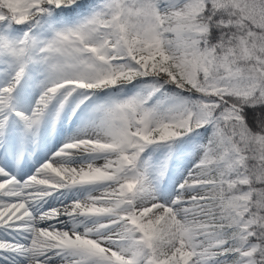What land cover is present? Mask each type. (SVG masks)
<instances>
[{"label":"snow or ice","instance_id":"obj_1","mask_svg":"<svg viewBox=\"0 0 264 264\" xmlns=\"http://www.w3.org/2000/svg\"><path fill=\"white\" fill-rule=\"evenodd\" d=\"M0 264H264V0H0Z\"/></svg>","mask_w":264,"mask_h":264}]
</instances>
